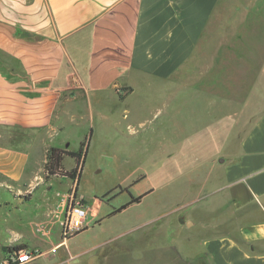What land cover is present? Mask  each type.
<instances>
[{"label": "rangeland", "instance_id": "374dc122", "mask_svg": "<svg viewBox=\"0 0 264 264\" xmlns=\"http://www.w3.org/2000/svg\"><path fill=\"white\" fill-rule=\"evenodd\" d=\"M141 84L128 101L108 108L115 121L68 122L47 140L75 150L85 142L77 180L46 177L42 133L0 127V144L29 152L34 179H44L35 197L46 190L51 204L68 194L86 202L94 217L71 243H100L95 264H205V238L236 232V218L222 223L231 181L225 165L264 111V0H224L188 64ZM73 166L69 156L61 161L62 169ZM11 193L0 187L1 196Z\"/></svg>", "mask_w": 264, "mask_h": 264}, {"label": "crops", "instance_id": "0c3cea01", "mask_svg": "<svg viewBox=\"0 0 264 264\" xmlns=\"http://www.w3.org/2000/svg\"><path fill=\"white\" fill-rule=\"evenodd\" d=\"M223 5L224 0H0V127L42 133L44 150L67 148L47 140L68 122L115 121L109 109L128 101L144 79H168L188 64ZM29 159L25 148L0 144V187L14 192L0 195V264L16 246L36 252L24 264H95L101 244L71 243L75 234L62 237L63 197L52 204L46 190L35 197L44 179H34ZM224 174L231 181L229 215L222 223L236 218L238 226L232 235L205 238V264H264V111Z\"/></svg>", "mask_w": 264, "mask_h": 264}, {"label": "built area", "instance_id": "2783aa9c", "mask_svg": "<svg viewBox=\"0 0 264 264\" xmlns=\"http://www.w3.org/2000/svg\"><path fill=\"white\" fill-rule=\"evenodd\" d=\"M64 213L60 220L61 235L64 239L73 236L87 225L88 209L78 196L68 194L63 204ZM36 252L27 248L11 247L7 252L5 264H24L32 260Z\"/></svg>", "mask_w": 264, "mask_h": 264}, {"label": "trees", "instance_id": "16d2710c", "mask_svg": "<svg viewBox=\"0 0 264 264\" xmlns=\"http://www.w3.org/2000/svg\"><path fill=\"white\" fill-rule=\"evenodd\" d=\"M85 142L82 141L80 146L77 150H71L67 148H60L57 146H50L47 148L45 153V164L44 169L46 171V177L48 175H59L63 177H68L72 179V181L77 180L80 178L82 167L86 155ZM65 156H69L74 159V166L71 169H62L61 161ZM75 189H77V184L75 185ZM142 195L131 197V199L119 206L118 208L114 209L110 212L113 214L115 212H119L124 209L130 203L139 201ZM83 230V229H82ZM78 233V232H77ZM16 248H22V246H16Z\"/></svg>", "mask_w": 264, "mask_h": 264}, {"label": "water", "instance_id": "95a60500", "mask_svg": "<svg viewBox=\"0 0 264 264\" xmlns=\"http://www.w3.org/2000/svg\"><path fill=\"white\" fill-rule=\"evenodd\" d=\"M189 222V221H188Z\"/></svg>", "mask_w": 264, "mask_h": 264}]
</instances>
